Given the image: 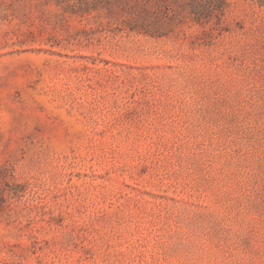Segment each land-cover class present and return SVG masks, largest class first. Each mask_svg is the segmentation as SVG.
<instances>
[{"label":"rangeland","instance_id":"rangeland-1","mask_svg":"<svg viewBox=\"0 0 264 264\" xmlns=\"http://www.w3.org/2000/svg\"><path fill=\"white\" fill-rule=\"evenodd\" d=\"M0 264H264V0H0Z\"/></svg>","mask_w":264,"mask_h":264}]
</instances>
